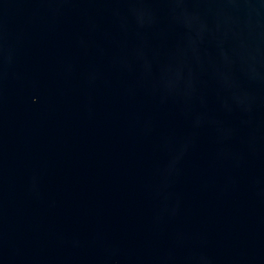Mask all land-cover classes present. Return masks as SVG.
I'll return each instance as SVG.
<instances>
[{"label":"water","instance_id":"water-1","mask_svg":"<svg viewBox=\"0 0 264 264\" xmlns=\"http://www.w3.org/2000/svg\"><path fill=\"white\" fill-rule=\"evenodd\" d=\"M0 264H264V0H0Z\"/></svg>","mask_w":264,"mask_h":264}]
</instances>
